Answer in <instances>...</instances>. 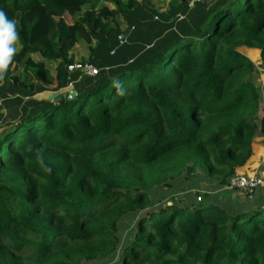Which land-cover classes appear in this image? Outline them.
I'll list each match as a JSON object with an SVG mask.
<instances>
[{
    "label": "trees",
    "instance_id": "trees-1",
    "mask_svg": "<svg viewBox=\"0 0 264 264\" xmlns=\"http://www.w3.org/2000/svg\"><path fill=\"white\" fill-rule=\"evenodd\" d=\"M136 5L0 0L21 44L0 77L16 95L0 113V264H264V185L228 187L264 142V0H182L146 24ZM81 40L98 73L34 98L67 87Z\"/></svg>",
    "mask_w": 264,
    "mask_h": 264
},
{
    "label": "crops",
    "instance_id": "crops-1",
    "mask_svg": "<svg viewBox=\"0 0 264 264\" xmlns=\"http://www.w3.org/2000/svg\"><path fill=\"white\" fill-rule=\"evenodd\" d=\"M208 1H212V0H208ZM137 5L136 8L134 9V16L132 17V19L136 20V21H140L143 24L147 23V14L148 15H152L157 14H171L173 13L175 7L177 5H180L182 0H136ZM173 4H175L176 6H173ZM125 20H127L126 18H124ZM119 21V20H118ZM134 25H136L135 22H133ZM131 25L130 22L127 20V23L124 25L122 23H120V29L122 30V33L120 34V38L125 40V43L129 42V38L133 35L134 33H132L134 30H131ZM137 30L139 31L138 34H135L134 37L138 36L140 33V27L138 28L137 26ZM136 33V32H135ZM130 44L134 45L136 47L140 46L139 44L140 41L137 40V37L135 39L130 40ZM15 47L17 49H19L21 47L20 42H16L15 43ZM33 57H37L39 58V55L37 54H33ZM11 83H12V79L10 78L9 81L6 82H2L0 83V97L4 98L2 106L0 107V113H3L4 115H6L8 113V111H10V109L12 110V108H14L15 103H16V98L14 94L11 93L10 89H11ZM50 85H45V87L47 89H45L42 92H38L34 95V98L38 99V100H44V99H53L51 98V96L53 94H59V91H54V90H48V87ZM65 89V88H63ZM67 90V89H66ZM5 92H8L7 94H5ZM48 95V96H47Z\"/></svg>",
    "mask_w": 264,
    "mask_h": 264
},
{
    "label": "rangeland",
    "instance_id": "rangeland-1",
    "mask_svg": "<svg viewBox=\"0 0 264 264\" xmlns=\"http://www.w3.org/2000/svg\"><path fill=\"white\" fill-rule=\"evenodd\" d=\"M125 17L119 13L117 16V20H119L120 23L122 24H126L127 20L124 19ZM91 52L90 46L87 42H85L84 40H81L80 42L77 43V45L75 46V48L73 49V54L75 55V60L76 61H81L82 58H88L89 54ZM110 56H113V53H110ZM248 54V52H247ZM40 57V55H39ZM252 59L259 64V55L257 53H252L251 54ZM37 58V57H36ZM52 70H53V66H52ZM256 83L257 85L262 89L263 91V95H264V73L260 74V76H258L256 78ZM54 85H50L48 87V90H54ZM67 88L65 89H61L60 92L66 91ZM67 91L72 92L73 91V87L70 89L68 88ZM8 92H5V94H7ZM48 96V95H47ZM48 99V97H47ZM55 99V98H53ZM1 102L3 103L4 98L0 97ZM2 106V104L0 105V107ZM3 114V113H2ZM238 172H243L246 174H257L259 176L260 174V178L262 180V185H264V142H256V144H254V152L252 157L249 159V161L247 162V164L243 167H241L240 169H238ZM185 175V174H184ZM230 189V188H229ZM229 193V192H228ZM243 192L241 191H235V194H242Z\"/></svg>",
    "mask_w": 264,
    "mask_h": 264
},
{
    "label": "built area",
    "instance_id": "built-area-1",
    "mask_svg": "<svg viewBox=\"0 0 264 264\" xmlns=\"http://www.w3.org/2000/svg\"><path fill=\"white\" fill-rule=\"evenodd\" d=\"M203 1V0H189V5L193 6L194 3ZM182 18V16H180ZM156 19L158 17L156 16ZM114 53V51H112ZM68 71L70 73L68 77V88H72L74 86V83L76 82L75 79L72 78L73 73L79 72L80 77L82 75H88L93 76L98 73V68L89 62H81V61H75L68 65ZM2 104L0 100V105ZM262 184V180L259 176L256 174H246L243 172H236L229 180L228 187L231 189H240V190H248L253 191L255 188H257L259 185Z\"/></svg>",
    "mask_w": 264,
    "mask_h": 264
},
{
    "label": "clouds",
    "instance_id": "clouds-1",
    "mask_svg": "<svg viewBox=\"0 0 264 264\" xmlns=\"http://www.w3.org/2000/svg\"><path fill=\"white\" fill-rule=\"evenodd\" d=\"M17 39L16 22L0 10V77L16 51L14 45Z\"/></svg>",
    "mask_w": 264,
    "mask_h": 264
},
{
    "label": "water",
    "instance_id": "water-1",
    "mask_svg": "<svg viewBox=\"0 0 264 264\" xmlns=\"http://www.w3.org/2000/svg\"><path fill=\"white\" fill-rule=\"evenodd\" d=\"M76 94H77V91H76V90H73L72 92H70V97L72 98V97H74ZM58 95H59V94H53V95L51 96V98H56V97H58Z\"/></svg>",
    "mask_w": 264,
    "mask_h": 264
}]
</instances>
